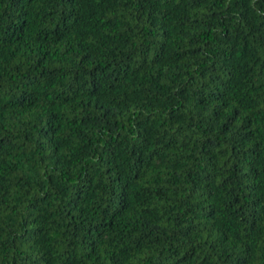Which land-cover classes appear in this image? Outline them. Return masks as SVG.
<instances>
[{"label": "trees", "instance_id": "trees-1", "mask_svg": "<svg viewBox=\"0 0 264 264\" xmlns=\"http://www.w3.org/2000/svg\"><path fill=\"white\" fill-rule=\"evenodd\" d=\"M0 264H264V0H0Z\"/></svg>", "mask_w": 264, "mask_h": 264}]
</instances>
